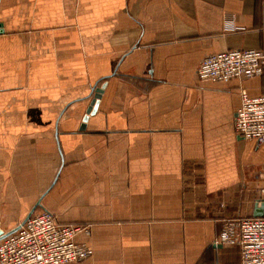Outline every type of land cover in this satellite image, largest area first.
<instances>
[{"label":"crops","instance_id":"0c3cea01","mask_svg":"<svg viewBox=\"0 0 264 264\" xmlns=\"http://www.w3.org/2000/svg\"><path fill=\"white\" fill-rule=\"evenodd\" d=\"M0 231L42 211L94 251L73 264H240L224 224L264 206V144L236 132L264 76L201 81L264 50V0H0ZM98 112L81 131L95 90Z\"/></svg>","mask_w":264,"mask_h":264},{"label":"built area","instance_id":"2783aa9c","mask_svg":"<svg viewBox=\"0 0 264 264\" xmlns=\"http://www.w3.org/2000/svg\"><path fill=\"white\" fill-rule=\"evenodd\" d=\"M201 81L229 83L264 76V50H230L207 56L198 69ZM236 132L264 144V96L251 98L242 91ZM89 226L60 224L48 211L29 217L19 229L0 240V264H73L93 257V249L78 243ZM216 244L237 246L240 264H264V213L260 217L227 221Z\"/></svg>","mask_w":264,"mask_h":264},{"label":"water","instance_id":"95a60500","mask_svg":"<svg viewBox=\"0 0 264 264\" xmlns=\"http://www.w3.org/2000/svg\"><path fill=\"white\" fill-rule=\"evenodd\" d=\"M0 28H2V25H0ZM107 85H108L107 83H104L100 88H97L95 90L94 98H93V100L91 102L90 107L87 110L86 116L84 117L83 124L81 126V131H85L86 130V127H87L86 125H87L89 119L97 114L98 109H99V105H100V101L102 99L104 91L107 88ZM263 213H264V206H262V208L259 211V213L257 212L255 214V217H260V216L263 215ZM5 237H7V236H4V233L2 231H0V240H2Z\"/></svg>","mask_w":264,"mask_h":264}]
</instances>
